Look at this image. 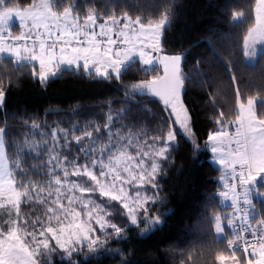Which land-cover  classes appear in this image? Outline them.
I'll return each mask as SVG.
<instances>
[{
	"label": "snow or ice",
	"instance_id": "6c2138e0",
	"mask_svg": "<svg viewBox=\"0 0 264 264\" xmlns=\"http://www.w3.org/2000/svg\"><path fill=\"white\" fill-rule=\"evenodd\" d=\"M176 4L156 0L150 12L133 14L116 0L103 7L0 0V110L24 75L45 87L66 75L115 81L122 97L119 107L106 102L102 121L73 119L65 127L13 116L23 126L13 134L8 118L0 120V264H93L104 255L128 264L111 243L126 241L132 228L144 237L165 223L171 210L161 179L181 137L192 157L202 148L211 153L219 189L198 225L209 243L199 254L181 253L179 264H199L205 255L211 264H264V95L236 87L225 105L219 88L208 92L215 127L200 143L185 99L184 55L165 51ZM231 20L246 24L244 59L264 64V0ZM133 71L143 78L125 83ZM151 102L163 113L154 128L143 121Z\"/></svg>",
	"mask_w": 264,
	"mask_h": 264
},
{
	"label": "trees",
	"instance_id": "16d2710c",
	"mask_svg": "<svg viewBox=\"0 0 264 264\" xmlns=\"http://www.w3.org/2000/svg\"><path fill=\"white\" fill-rule=\"evenodd\" d=\"M103 7L109 0H93ZM156 0H116L125 10L135 14L148 13ZM253 0H177L175 20L166 33L165 51L184 55L185 72L191 77L186 85V103L194 117V128L201 144L208 131L215 127L210 117L214 110L207 104V93L219 88L225 105L234 102V89L249 95L259 92L264 95V64H248L242 55V38L245 22L233 23L234 11H251ZM15 29V28H14ZM11 67V66H9ZM2 71V70H0ZM235 74L233 84L231 75ZM143 78V73L133 71L125 74L124 82ZM201 82H206L201 87ZM12 87L6 97V106L0 110V120L8 118L13 134L23 126L11 117L34 116L37 122L52 124L59 121L67 127L73 119L93 118L103 120L101 110L113 101L119 107L122 101L119 84L93 82L84 77L65 76L49 82L45 87L27 75ZM151 98L141 100L147 103ZM152 115L143 117L145 126L155 127L154 117L161 116L162 106L151 102ZM77 109L73 116L72 109ZM208 151H199L192 157V148L180 138V147L174 154V163L161 179L167 197L170 214L160 230L142 237L134 228L128 239L111 243L124 253L128 264H179L181 253H197L207 245L205 233L198 228L206 211L209 197L219 189L218 168L211 163ZM117 223H123L121 218ZM175 251V252H170ZM83 259V258H81ZM117 255L99 256L93 264H120ZM199 264H211L207 256Z\"/></svg>",
	"mask_w": 264,
	"mask_h": 264
},
{
	"label": "rangeland",
	"instance_id": "374dc122",
	"mask_svg": "<svg viewBox=\"0 0 264 264\" xmlns=\"http://www.w3.org/2000/svg\"><path fill=\"white\" fill-rule=\"evenodd\" d=\"M14 31H16V32H18L19 31V29L18 28H15V29H13ZM248 64H250V65H254L256 62H249V61H247V60H245ZM200 151H207V150H204L203 148L200 150ZM210 153V152H209ZM211 154V153H210ZM210 161H211V163H213L217 168L219 167L217 164H215L214 162H213V160H212V157H211V159H210ZM121 219V217H119V216H117L116 217V219H115V222H118V221H122V220H120ZM170 252V251H169ZM172 252H175V251H172ZM172 252H170V253H172ZM176 253V252H175Z\"/></svg>",
	"mask_w": 264,
	"mask_h": 264
}]
</instances>
